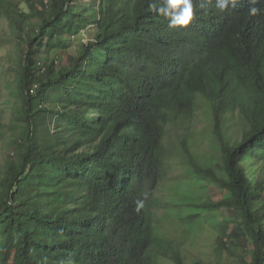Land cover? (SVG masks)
Masks as SVG:
<instances>
[{
    "label": "trees",
    "instance_id": "16d2710c",
    "mask_svg": "<svg viewBox=\"0 0 264 264\" xmlns=\"http://www.w3.org/2000/svg\"><path fill=\"white\" fill-rule=\"evenodd\" d=\"M19 2L0 0L16 132L0 163V264H154L151 249L187 264L155 243L148 212L172 155L184 176L229 194L183 205L234 218L216 264H264V0L222 13L212 0L186 30L153 0ZM197 112L208 150L184 129L173 153L168 130Z\"/></svg>",
    "mask_w": 264,
    "mask_h": 264
},
{
    "label": "rangeland",
    "instance_id": "374dc122",
    "mask_svg": "<svg viewBox=\"0 0 264 264\" xmlns=\"http://www.w3.org/2000/svg\"><path fill=\"white\" fill-rule=\"evenodd\" d=\"M83 1L89 0H80V2ZM2 2L17 4L21 10L25 8V5L19 0H2ZM9 13L12 14V12ZM12 34L14 35L12 26L3 17H0V163L4 156L11 151V141L16 134L11 127V108L15 101L14 93H12L15 90L13 65L9 60L15 44ZM186 126L188 128L168 130L165 138L167 148L173 153L174 150L177 151L179 145L176 138H179L184 132L183 130L186 129L194 135L196 151L208 150L211 143V128L204 116L197 112L194 119L186 122ZM237 127L238 124L235 122L232 128ZM177 160L178 156H171L167 164V174L165 162L162 167V180L153 199V205L157 203L158 208L153 209L151 214L154 241L157 243L169 240L173 247L179 249L187 264H193L194 261L216 264L218 259L214 254V249L216 238L221 233L220 227L224 222L234 218L218 211H207L191 205L190 207L183 205L190 201L192 197L190 194L198 196V201L195 204H203L206 201L217 202L229 197V194L217 190L209 184H198L196 178L184 176ZM217 173L222 176L218 170ZM189 218L197 222L191 232H188V228L193 226V223L187 220ZM150 253L157 264H174L161 256L156 258V249H151ZM225 261L230 264L226 254L221 257L219 262L225 264Z\"/></svg>",
    "mask_w": 264,
    "mask_h": 264
},
{
    "label": "clouds",
    "instance_id": "9594fccd",
    "mask_svg": "<svg viewBox=\"0 0 264 264\" xmlns=\"http://www.w3.org/2000/svg\"><path fill=\"white\" fill-rule=\"evenodd\" d=\"M210 4H212V0H201V3L198 5V7H195V0H153V2L149 3V8L152 11L164 16L168 20L169 28L186 30L188 29L189 25L193 22V19L195 15L199 12V10L201 9L206 10V6ZM234 4H235V0H215V8L221 13L226 11L229 8V5L234 6ZM252 11L254 13L255 9H252ZM167 170H168V165L166 164V174H167ZM157 189L155 191V194L157 192ZM156 204L153 205V200H152V202L149 205L148 212L150 215V220H151L152 210L158 208ZM187 220L193 223V226L188 228V232H191L193 227L197 225V222H195L191 218ZM165 242L166 241H164L162 244H164ZM162 244H160V246ZM152 261L154 262V264H157V262L153 260V258H151L150 262Z\"/></svg>",
    "mask_w": 264,
    "mask_h": 264
}]
</instances>
